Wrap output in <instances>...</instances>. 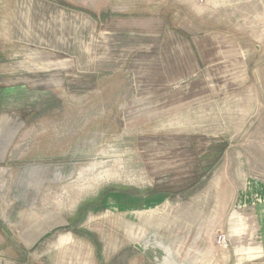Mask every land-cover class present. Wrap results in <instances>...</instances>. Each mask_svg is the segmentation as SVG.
I'll return each instance as SVG.
<instances>
[{"label":"rangeland","instance_id":"obj_1","mask_svg":"<svg viewBox=\"0 0 264 264\" xmlns=\"http://www.w3.org/2000/svg\"><path fill=\"white\" fill-rule=\"evenodd\" d=\"M249 206L264 0H0V264H264Z\"/></svg>","mask_w":264,"mask_h":264},{"label":"crops","instance_id":"obj_2","mask_svg":"<svg viewBox=\"0 0 264 264\" xmlns=\"http://www.w3.org/2000/svg\"><path fill=\"white\" fill-rule=\"evenodd\" d=\"M206 152H208V153L212 152V154L209 155L211 157L217 151H216V149L211 147L209 151H208V148H205L203 150V153H206ZM126 194H128L130 197L136 198L138 200H140V198H141L139 195L136 196V195H130L129 193H126ZM157 195H161V194H157ZM258 207L259 206H257V207H252V206L242 207V209L240 210L241 211L240 217L243 216L244 219L248 220L247 224H245V226L248 227L245 234L251 233L254 236L253 240L251 242V245L256 244L255 248L250 247L247 244H244L243 246H241V249L239 251L244 252L246 254L245 259H244V261L246 263H249L252 261L258 262V260H264L263 259L264 258V209H258ZM234 216H236V215H234ZM233 232L237 233L236 229ZM46 233H48V232H46ZM41 237L38 239V241H36L37 244L41 241L40 240ZM60 241L62 243H64L66 241H69V239H67V237L64 239L60 238Z\"/></svg>","mask_w":264,"mask_h":264},{"label":"water","instance_id":"obj_3","mask_svg":"<svg viewBox=\"0 0 264 264\" xmlns=\"http://www.w3.org/2000/svg\"><path fill=\"white\" fill-rule=\"evenodd\" d=\"M134 247L138 250H141L145 255H154L156 256V258H159V255L161 254V251L159 249L156 248H152V247H148V245H142V244H138V243H134Z\"/></svg>","mask_w":264,"mask_h":264},{"label":"built area","instance_id":"obj_4","mask_svg":"<svg viewBox=\"0 0 264 264\" xmlns=\"http://www.w3.org/2000/svg\"><path fill=\"white\" fill-rule=\"evenodd\" d=\"M215 243L218 247L227 248L228 235L226 232L219 231L215 237Z\"/></svg>","mask_w":264,"mask_h":264},{"label":"trees","instance_id":"obj_5","mask_svg":"<svg viewBox=\"0 0 264 264\" xmlns=\"http://www.w3.org/2000/svg\"><path fill=\"white\" fill-rule=\"evenodd\" d=\"M53 230H54V229H53ZM53 230H50V232H48V233L44 234V235L41 237V239H40V240H43V239H45V238L49 237V236L51 235V233H52V231H53ZM36 245H37V243L34 245V247H36Z\"/></svg>","mask_w":264,"mask_h":264}]
</instances>
